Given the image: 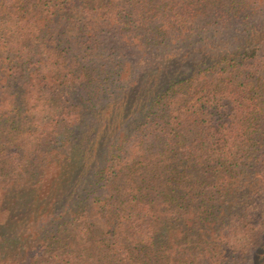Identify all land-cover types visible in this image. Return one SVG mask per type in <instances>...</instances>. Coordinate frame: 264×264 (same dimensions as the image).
Segmentation results:
<instances>
[{"label":"trees","instance_id":"1","mask_svg":"<svg viewBox=\"0 0 264 264\" xmlns=\"http://www.w3.org/2000/svg\"><path fill=\"white\" fill-rule=\"evenodd\" d=\"M263 20L0 0V264H264Z\"/></svg>","mask_w":264,"mask_h":264},{"label":"rangeland","instance_id":"2","mask_svg":"<svg viewBox=\"0 0 264 264\" xmlns=\"http://www.w3.org/2000/svg\"><path fill=\"white\" fill-rule=\"evenodd\" d=\"M261 23H264V20L263 21H261ZM233 34V32H230V34L229 35H232ZM259 56H260V58L258 57V60H257V64H262V63H264V47H262L261 48V51H260V53H259Z\"/></svg>","mask_w":264,"mask_h":264}]
</instances>
